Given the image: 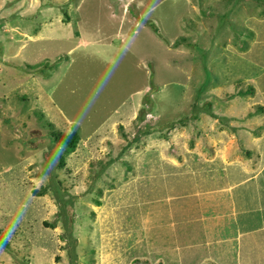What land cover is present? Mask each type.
<instances>
[{"label": "rangeland", "instance_id": "374dc122", "mask_svg": "<svg viewBox=\"0 0 264 264\" xmlns=\"http://www.w3.org/2000/svg\"><path fill=\"white\" fill-rule=\"evenodd\" d=\"M243 1L0 0V228L40 207L0 264H65L40 224L94 177L88 264H264V13Z\"/></svg>", "mask_w": 264, "mask_h": 264}, {"label": "trees", "instance_id": "16d2710c", "mask_svg": "<svg viewBox=\"0 0 264 264\" xmlns=\"http://www.w3.org/2000/svg\"><path fill=\"white\" fill-rule=\"evenodd\" d=\"M243 1V0H240ZM244 3H247L248 0H244ZM256 4L252 3L251 5L256 11H259V14L257 16H251L250 20L254 18V24L256 21H258L261 14L264 13V4L260 2V0H252ZM206 9L204 11L206 12ZM204 13V12H203ZM235 14V13H233ZM255 15V13H254ZM240 20H245L240 17ZM233 27H236L233 25ZM245 33L246 30H243ZM248 35V34H247ZM246 39H249V36H245ZM240 41L237 40L238 43H240L242 46L246 47L248 46V42H245L242 38H238ZM215 70L212 73L211 80L210 75L207 73L206 75V81H205V88L206 86L211 88L212 85L218 86L221 83L219 81H216L213 79L215 76H220L221 73L219 71V67L214 66ZM192 68H199L198 64H193ZM192 69V70H193ZM199 70L202 72V69L199 68ZM197 73V72H196ZM191 82L193 85H196L195 81L192 80ZM209 82V83H208ZM242 82L240 81V84ZM246 92L250 91L249 88H246ZM207 107L211 106V102H208ZM191 122H194L196 120V116L193 115L191 119H189ZM180 123H183V121H180ZM172 126V125H171ZM238 139H240V136H238ZM78 135L75 132H72L66 142H64V145L68 148H71L72 151L74 150L76 144L75 142L78 141ZM252 145V144H251ZM256 146V144H254ZM63 146V145H62ZM239 146V145H238ZM242 149H244L243 145H240ZM247 153V151H245ZM114 161V159H112ZM66 175H69L70 178L74 175V170L71 168H67ZM99 174V173H98ZM96 184L93 183L88 184V188H85L81 194L78 192L77 194L74 192H71L70 194H67V187H65V193L68 196V199L65 201H62V196L58 198L59 203L57 204V214L51 215L48 220H45L42 224H40V228L43 229L42 232V240H44V236L48 234V232H52L53 228L57 225H64L65 227V264H88L90 261V258L88 256L89 253H94V241L93 237L95 236L97 229H98V222L95 220V212L91 208L92 206H101L102 204V191L105 189L106 184L103 180H101L99 177H94ZM114 179H110V181H106L107 185H112L111 182H113ZM95 190H99V192H94ZM48 193L49 188L47 186L43 187L41 191L39 190H32V193ZM58 195V194H57ZM81 195V196H80ZM29 202L28 200H26ZM39 209L36 212H31L29 214L28 218H24L25 220H19L21 223L18 224L16 220H14V223H11V228H13L12 232H7L5 229L0 228V249H3L6 252L12 253V254H23V249L28 243V240L25 239L23 236L18 235L17 231L23 232V230L29 226H32L33 223H37V220L39 219ZM30 223V224H29ZM24 224L23 230H21V225ZM35 228V226L33 227ZM32 231V230H31ZM100 231V229H99ZM94 232V233H93ZM41 247L38 245H34L35 248L33 250H37L41 253V256H44L43 259L49 262L48 258V252L45 250V245L47 246L48 243L42 241ZM101 244V243H100ZM70 246H72L70 248ZM38 249H42L45 254H42V252ZM69 249H72L74 251V254L71 256V251L69 252ZM32 250V249H31ZM28 258H32L31 255L28 256ZM24 263H27L25 260V257L22 258ZM131 259V258H130ZM58 261L61 260V256H58ZM132 261H135L132 259ZM50 264V263H49ZM146 264V263H145Z\"/></svg>", "mask_w": 264, "mask_h": 264}, {"label": "crops", "instance_id": "0c3cea01", "mask_svg": "<svg viewBox=\"0 0 264 264\" xmlns=\"http://www.w3.org/2000/svg\"><path fill=\"white\" fill-rule=\"evenodd\" d=\"M260 77V75H257V78H259ZM256 78V79H257ZM243 81V80H242ZM243 82H245V81H243ZM254 88V87H253ZM259 89H262V87H259ZM256 98H259V101L256 103V104H258L259 105V107L261 106L262 107V105H264V98L262 97V95L261 94H259V96L257 95V96H255ZM261 118V117H260ZM256 128V132H257V135L256 136H258V135H261L262 134V132H264V124H262V125H260V126H256L255 127ZM256 139H260L261 138V136H259V137H255Z\"/></svg>", "mask_w": 264, "mask_h": 264}, {"label": "bare ground", "instance_id": "6f19581e", "mask_svg": "<svg viewBox=\"0 0 264 264\" xmlns=\"http://www.w3.org/2000/svg\"><path fill=\"white\" fill-rule=\"evenodd\" d=\"M192 79H193V78H190V82H193Z\"/></svg>", "mask_w": 264, "mask_h": 264}]
</instances>
